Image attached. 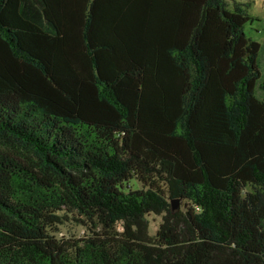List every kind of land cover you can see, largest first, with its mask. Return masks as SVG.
I'll list each match as a JSON object with an SVG mask.
<instances>
[{
  "label": "trees",
  "instance_id": "trees-1",
  "mask_svg": "<svg viewBox=\"0 0 264 264\" xmlns=\"http://www.w3.org/2000/svg\"><path fill=\"white\" fill-rule=\"evenodd\" d=\"M248 9L0 0V264H264Z\"/></svg>",
  "mask_w": 264,
  "mask_h": 264
},
{
  "label": "rangeland",
  "instance_id": "rangeland-1",
  "mask_svg": "<svg viewBox=\"0 0 264 264\" xmlns=\"http://www.w3.org/2000/svg\"><path fill=\"white\" fill-rule=\"evenodd\" d=\"M238 2L248 4L249 9L248 13L251 17L255 18L253 22L248 23L245 26L246 34L257 41L260 44V52H259V64L261 71V78L257 83L255 89V95L260 100H264V0H236ZM159 183H161L159 181ZM142 184H139L133 180L128 183L125 187L128 189H138L141 188ZM164 214H149L147 216L148 228L150 235H155L160 225L163 223ZM58 232L56 236L59 239H70L76 240L83 238L89 233V227L84 226L83 224H79L75 218L70 214L66 219H63V223L57 226ZM117 230H121V228H117Z\"/></svg>",
  "mask_w": 264,
  "mask_h": 264
},
{
  "label": "water",
  "instance_id": "water-1",
  "mask_svg": "<svg viewBox=\"0 0 264 264\" xmlns=\"http://www.w3.org/2000/svg\"><path fill=\"white\" fill-rule=\"evenodd\" d=\"M179 208H180L179 201L176 200V199L172 200L171 201V210H172V212L178 211Z\"/></svg>",
  "mask_w": 264,
  "mask_h": 264
}]
</instances>
